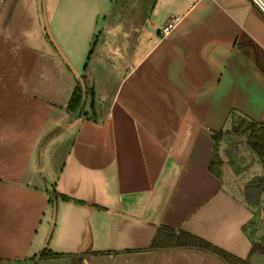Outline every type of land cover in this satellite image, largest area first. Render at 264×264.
<instances>
[{"label":"crops","instance_id":"1","mask_svg":"<svg viewBox=\"0 0 264 264\" xmlns=\"http://www.w3.org/2000/svg\"><path fill=\"white\" fill-rule=\"evenodd\" d=\"M137 3L123 22L107 21V10L81 24L74 63L89 91L80 112L67 107L76 79L62 59L65 69L56 61L57 71L19 69L18 40L24 42L0 10V118L7 110L17 125L20 95L30 92L40 102L39 93H52L59 104L46 98L34 132L44 145L52 128L65 129L57 143H68L38 162L47 189L59 197L53 227L33 151L17 154L25 161H17V174L0 176V191L10 189L0 197V264H43L37 253L46 245L70 255V264H227L193 246L150 247L160 227L248 255L251 237L242 226L256 213L235 188L238 174L221 147L236 115L264 123V15L250 0ZM71 12L78 11L59 14ZM173 16L181 18L161 34ZM65 29L62 23L59 31ZM3 125L0 134L12 120ZM214 152L221 160L216 172L208 167ZM7 156L0 149V165ZM258 211L262 219L263 207ZM249 258L264 264L260 253Z\"/></svg>","mask_w":264,"mask_h":264},{"label":"rangeland","instance_id":"2","mask_svg":"<svg viewBox=\"0 0 264 264\" xmlns=\"http://www.w3.org/2000/svg\"><path fill=\"white\" fill-rule=\"evenodd\" d=\"M138 0H0V10L5 14L8 12L9 17L11 18L12 22L14 23V31L13 33L17 36L18 39H22L24 44L18 40V59L17 64L19 65V69L23 70L24 72L27 71L29 73L33 72L36 74L38 71H48V70H56L58 69L57 63H60L62 65L61 69H65L63 66V62H61V58H59V55L57 52L54 51L44 28V18L48 24V27L59 45V47L62 49L64 54L67 56V58L75 62V53L73 52L74 49H76V44L79 42L81 45L83 42V39L80 36H83L82 32H80L82 29L81 24L82 23H93L95 22V17L98 15L99 12L107 11V21H116L115 19H119L121 22H123L124 18L129 16L130 11L132 12V8H138V3L135 4ZM145 3L148 4V0H144ZM77 9V13H68L66 14V18L62 19V14H59L62 9ZM109 17V18H108ZM115 18V19H114ZM126 21V20H125ZM101 22V19L99 18L98 24ZM138 23L139 21L136 20ZM143 22V21H142ZM64 23L66 25V33H68V36L66 33H62L59 31L60 25ZM78 31V33H76ZM78 34L77 38L76 35ZM70 35V36H69ZM68 40L70 43L65 42L63 39ZM78 46V48L80 47ZM28 48H34V49H28ZM50 49V51L48 50ZM57 61V63H56ZM71 62V63H72ZM72 65L77 70L79 68L76 63ZM67 71V70H66ZM69 71V70H68ZM78 71V70H77ZM69 73V72H68ZM29 79L31 82V88L34 86L32 84L31 78H24L26 81ZM37 80V79H36ZM57 81L56 78H52V82ZM35 82V77H34ZM37 92V91H36ZM69 92L70 89H68L67 93V99L69 98ZM29 94L26 95H20L19 97V103L22 106L18 107V115L19 118V124L18 125V118H17V125L15 124V119H9V116L7 115V110H2L3 112L1 118H0V128L2 129L6 128V125H3V122H8L12 120V125L9 128V131H4L2 134H0V139L2 141L0 142V149L4 150V153H6L8 156L3 160L4 164L0 165V176L2 178L6 176L13 177L15 174L18 173V168L20 167L18 165L19 163H24L25 161L21 157H17V154L19 152H22L27 154L29 151H33V155L35 156V175L38 177L40 181V187L42 190V193H44V202L47 207H45V215H49V224H53L55 222V217L57 214V199L58 193H56V190L53 191L51 189H47L46 183L41 178L40 168H39V160L41 158V161L43 160L45 151L50 152L52 151V155H60L64 150L66 149V144L68 143H57L60 139V136H63L65 133V129H51V139L50 141L46 142L44 145L40 140H38V135H36L35 131L37 132L40 128L38 127V123L41 118L42 112L47 108L46 103L47 99L49 98L52 101H58L59 97L57 95H53L51 93L47 95H43L41 93L38 94L39 101L36 100H30ZM55 98V99H53ZM57 102V103H58ZM40 104V105H39ZM59 104V103H58ZM48 105V104H47ZM56 109L58 112V108H54L52 106L51 112ZM6 112V114H4ZM9 112V111H8ZM9 114V113H8ZM53 115V113H52ZM59 115H54V118L57 117L56 120H58ZM12 128V129H11ZM231 126L228 128V131L225 134L226 142L221 147V154H223V158H225L226 153V159L230 162V165L234 163L238 164L239 167L238 171L235 174H238V178L234 181L235 188H238V191L242 193L243 185L246 181L249 179L254 178L257 174H259L262 169V161L258 157V155H255V153L247 146L245 142V136L239 134V133H232ZM56 131H55V130ZM54 132V133H53ZM60 132V133H59ZM46 135V134H45ZM43 137V136H42ZM51 143V145H49ZM49 145V146H48ZM48 146V147H47ZM218 150V149H217ZM220 155V154H219ZM57 157V156H56ZM219 157V156H218ZM220 159V158H219ZM221 161V160H220ZM4 166V168H2ZM235 172V171H234ZM46 177V176H45ZM46 179L50 181L49 177H46ZM9 181L12 183L14 180L9 179ZM41 190L37 189L35 192H40ZM10 189L4 188V190L0 191V197L2 196L6 197L9 195ZM243 195V193H242ZM244 199V195H243ZM255 211L254 219L258 220V207L252 208ZM261 221V222H259ZM258 221V233L262 231V228L264 227V217L259 216ZM49 226V225H48ZM251 228V227H250ZM252 230V229H250ZM47 236V232L45 233V236L43 237V242L45 241ZM51 236V234H50ZM49 236V238H50ZM47 237L48 243L50 244V239ZM186 245H175V244H166V245H159L156 246L157 248L161 247H181ZM188 246V245H187ZM191 246V245H190ZM198 248V246H193ZM47 250H49V246L46 245L43 247ZM204 249V248H201ZM70 255H65L64 253H58L57 255L52 256H40L39 259L45 258V261L43 264L48 263L49 261L56 260L60 263L64 264H70ZM262 257V256H260ZM47 258L51 260H46ZM196 260V259H195ZM199 260V258H198ZM48 261V262H46ZM250 262L254 264V259H250ZM202 261L200 260V264ZM256 263V262H255ZM204 264H207L205 261ZM208 264H214V263H208Z\"/></svg>","mask_w":264,"mask_h":264},{"label":"trees","instance_id":"3","mask_svg":"<svg viewBox=\"0 0 264 264\" xmlns=\"http://www.w3.org/2000/svg\"><path fill=\"white\" fill-rule=\"evenodd\" d=\"M80 79L83 83V87L80 81L76 80V84L73 87L67 102V107L77 112L81 111L80 103L82 95H86L89 91L84 78L80 76ZM231 131L234 134L239 133L245 136V142L247 146L255 153V155H258V157L262 161V171L254 178L249 179L244 183L242 193L244 195V201L249 206L254 208L258 207V209L259 207H263L264 209V123L253 122L251 120H247L242 116L236 115L232 118ZM213 136L217 140L220 138L221 132L214 133ZM219 164L220 159L218 157V154L214 152L210 158L208 167L211 171L216 172L218 170ZM231 166L233 168V171H238L239 167L234 165V163L231 164ZM60 196L63 199L69 198L65 194H61ZM258 221L259 218L258 220L252 219L242 226L243 230H246L251 237V244L249 247L250 250L246 257H238L189 232H174L162 227L156 229L149 246L156 247L166 244L198 246L215 253L227 264H253L250 262V255L260 253L264 256V227L262 228V231L258 233ZM37 255L39 257L52 256L57 255V253L43 248L37 253Z\"/></svg>","mask_w":264,"mask_h":264},{"label":"water","instance_id":"4","mask_svg":"<svg viewBox=\"0 0 264 264\" xmlns=\"http://www.w3.org/2000/svg\"><path fill=\"white\" fill-rule=\"evenodd\" d=\"M44 29H45V33L52 45V47L55 49V51L58 53V55L60 56V58L62 59V61L65 63V65L68 67V69L71 71L72 75L74 76V78L76 80H79L82 87H83V83L80 79V74L79 72L74 68V66L72 65V63L70 62V60L67 58V56L64 54V52L62 51V49L59 47V45L57 44V42L55 41L49 27L48 24L44 18ZM84 97L85 94L82 95V99H81V103H80V107L83 105V101H84Z\"/></svg>","mask_w":264,"mask_h":264},{"label":"built area","instance_id":"5","mask_svg":"<svg viewBox=\"0 0 264 264\" xmlns=\"http://www.w3.org/2000/svg\"><path fill=\"white\" fill-rule=\"evenodd\" d=\"M250 2L255 4L257 6V8L261 11V13L264 15V0H250ZM180 18H181L180 16H173L172 18H170L160 28V33L161 34L168 33L171 29L174 28V26L178 23Z\"/></svg>","mask_w":264,"mask_h":264}]
</instances>
